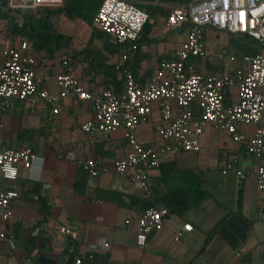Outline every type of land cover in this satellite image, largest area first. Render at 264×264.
I'll return each instance as SVG.
<instances>
[{
    "label": "crops",
    "instance_id": "1",
    "mask_svg": "<svg viewBox=\"0 0 264 264\" xmlns=\"http://www.w3.org/2000/svg\"><path fill=\"white\" fill-rule=\"evenodd\" d=\"M193 1L197 0L187 2ZM153 4L161 8L170 3ZM162 12L148 33V37L156 41H142L140 45L142 55L137 78L151 74L159 60L170 59L184 39L181 29L167 31L164 8ZM51 23L56 32L71 37V42L54 52L50 64L36 69L39 84L50 92L40 75L42 68L50 70L57 65V71L55 56L78 52L91 32L84 21L62 13L53 15ZM219 35L211 31L208 37L224 39L226 36ZM99 43V40L93 41L97 47ZM259 52L264 53V45ZM103 53L108 57L106 63L113 65L112 54ZM224 70L223 64L220 73ZM83 79L86 87L97 90L107 85L109 77L94 70ZM92 113L89 104L72 98L64 100L61 113L53 123L47 113L38 109L32 111L19 100H12L8 109L0 111V145L29 146L39 157L29 172L20 168L15 183L26 191L22 188L11 202L9 219L0 220V230L12 235L13 245L0 238V264H19L23 258L37 264H72L75 254L97 242L108 243V248L94 249L93 257L84 259L81 264H264V194L256 189L255 160L241 145L213 126L205 125L198 152L164 157L162 168L150 170L153 195L149 200L156 207H167L168 214L162 228L152 231L146 246L140 249L135 244V234L148 199L112 169L113 160L125 152L121 131L114 132L107 140L91 142L80 129V124L92 117ZM156 114L154 109L152 119ZM137 134L144 142L155 141V122L141 124ZM89 157L95 158L102 168L94 178L88 177L78 166L79 161ZM232 157L237 158L236 169L244 174L243 178L234 171L222 173ZM171 169L199 173L206 196L181 212H171L162 197L180 185ZM42 182L49 184L44 194L40 192ZM187 223L192 225V231L175 240V232ZM60 226L69 228L75 236L60 234ZM236 252H240L239 257Z\"/></svg>",
    "mask_w": 264,
    "mask_h": 264
},
{
    "label": "built area",
    "instance_id": "2",
    "mask_svg": "<svg viewBox=\"0 0 264 264\" xmlns=\"http://www.w3.org/2000/svg\"><path fill=\"white\" fill-rule=\"evenodd\" d=\"M64 0H7L4 11L57 9ZM167 31L181 29L184 39L170 59L157 62L152 73L137 78L129 66L128 52L135 51V41L148 21V13L128 0H102L93 19V26L103 33L111 47L119 50L111 55L112 64L121 72L122 88L90 89L85 86L83 67L66 54H57L59 69L55 72L56 92L39 84L36 69L51 63V56L31 48L25 38L15 37L0 48V111H5L12 100H19L30 110L48 114L51 123L61 113L65 99L72 98L92 107V117L80 124V129L91 142L107 140L121 131L124 155L112 162V169L151 199L149 172L158 168L164 157L181 152H198L205 125L226 134L241 145L255 160L256 189L264 194V53L224 54L215 56L223 61L222 73L197 71L207 55L206 44L211 31L217 35H245L254 42L264 43V0H197L187 3L164 4ZM17 17H19L17 15ZM228 98V99H227ZM154 109L156 117L152 119ZM155 122L156 139L151 143L139 139L141 124ZM2 124L0 123V134ZM39 157L29 146L18 148L0 145V220L12 214L11 202L23 187L16 185L20 168L29 172ZM237 158L229 159L222 173L234 171L239 178L244 174L236 169ZM88 177H97L102 168L95 158L78 162ZM39 181V178H36ZM9 182L10 185H5ZM49 188L40 184V192ZM26 191V188H23ZM23 191V190H22ZM38 199L39 195L27 193ZM168 214L165 206L149 205L140 214L135 244L143 249L152 231L163 226ZM184 224L174 234L181 239L192 231ZM60 234L74 237L65 226ZM0 238L11 246L12 235L0 230ZM108 248V243L92 244L86 251L75 254L72 264H81L93 257V250ZM240 256V252H236ZM19 264H37L23 258ZM124 264H139L125 262Z\"/></svg>",
    "mask_w": 264,
    "mask_h": 264
},
{
    "label": "trees",
    "instance_id": "3",
    "mask_svg": "<svg viewBox=\"0 0 264 264\" xmlns=\"http://www.w3.org/2000/svg\"><path fill=\"white\" fill-rule=\"evenodd\" d=\"M102 0H64L62 7L57 9L43 10H22L15 12L4 11L2 6L6 5L7 0H0V20L6 21L5 35L9 41L15 37L25 38L32 49L43 51L49 56L54 55L57 50L67 47L71 42V37L56 32L53 29L51 18L53 15L62 13L71 19H80L91 27L90 35L87 41L78 52L69 54L73 62L81 63L83 67V78L90 71L100 70L109 77L107 85L101 88H107L108 84L112 85L115 91H120L122 87L121 72L114 68V65L106 63L107 56L103 52L113 54L119 50L117 47H111L103 33L93 26V19ZM136 3V5L148 13L149 19L145 23L139 38L135 41L137 49L133 52L129 51L128 60L123 67L129 66L138 76L137 67L141 59L140 45L142 41L145 43L155 42L156 39L149 38L148 33L154 25L156 18L163 13V6L153 4V2H165L170 4L184 3L188 0H128ZM17 15L19 17H17ZM94 40L100 41V47L93 44ZM236 45L235 53L255 54L259 52L260 44L249 39L245 35H230ZM2 45H0L1 48ZM200 63V59H196ZM197 70V69H196ZM198 71V70H197ZM119 73V77H117ZM228 99V98H227ZM245 151V150H244ZM161 164V163H160ZM160 166V165H159ZM161 167V166H160ZM162 168V167H161ZM176 173V177L180 181V185L173 190L165 193L163 201L169 206L172 212H181L195 201L206 196V192L201 188V177L199 173L193 170H172ZM152 195L153 189L151 188ZM191 196L193 199L191 200ZM151 200L144 203V208L151 204Z\"/></svg>",
    "mask_w": 264,
    "mask_h": 264
},
{
    "label": "rangeland",
    "instance_id": "4",
    "mask_svg": "<svg viewBox=\"0 0 264 264\" xmlns=\"http://www.w3.org/2000/svg\"><path fill=\"white\" fill-rule=\"evenodd\" d=\"M5 27H6V21L5 20H0V45L6 41H9L5 35ZM77 31L83 32L82 30L78 29ZM223 36V35H219ZM226 39V42L224 40ZM100 44V43H99ZM235 43L230 40V36L226 35L224 39L221 37L211 38L208 37V43L206 44V50H207V55L204 60H202V65L201 62L199 63V66L197 67L198 71L201 72H206V73H212V74H218L222 70L223 66V61L221 59H218L215 56L216 52H222L224 54H229V53H234V47ZM261 45H264V43H261ZM239 52L238 54H240ZM57 65L52 66V68L49 70L47 67H43L41 70L40 75L43 77L44 81L47 83L49 88L51 89L52 92L57 91V85L55 81V69Z\"/></svg>",
    "mask_w": 264,
    "mask_h": 264
}]
</instances>
